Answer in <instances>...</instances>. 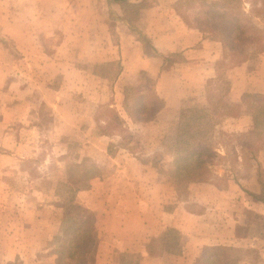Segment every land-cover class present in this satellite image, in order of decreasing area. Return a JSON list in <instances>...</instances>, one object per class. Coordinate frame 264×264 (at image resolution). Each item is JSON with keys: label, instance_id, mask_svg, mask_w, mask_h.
<instances>
[{"label": "crops", "instance_id": "obj_1", "mask_svg": "<svg viewBox=\"0 0 264 264\" xmlns=\"http://www.w3.org/2000/svg\"><path fill=\"white\" fill-rule=\"evenodd\" d=\"M96 1L84 0L85 5L82 3L79 8L81 11L86 10L84 14L92 16L98 13ZM144 1L147 4L140 8L135 22L126 18L120 2L104 0V8L107 10L102 11V3L98 1L102 17L96 24L102 22L103 25V35L99 38L92 34L87 36V25L93 26L88 24L89 19L92 21L90 17L84 20L87 21L85 24L79 23L78 35L71 37L69 30L66 32L64 41L76 40L80 48L73 50L76 60L74 64L64 63L59 69L56 68L61 79L72 75L74 77L69 80L71 86L60 87L66 88L68 92L72 90L86 93L92 88L88 85L89 80L98 79L113 84L114 79L101 77L95 67L93 69L87 66L118 61L121 71L114 91L125 90L127 85H136L142 76L150 78L153 80V90L164 101L155 121L161 122L168 115L166 112H174L171 113L174 118L169 119L172 124L178 121V114L179 119L182 118L184 110L190 111L192 107L198 108L200 103L204 104L201 97H195L199 94L195 89L202 91L204 95L203 88L207 86L204 100L209 108L213 106L208 81L212 85L214 79L225 72L229 90L223 101L228 105L233 104L232 107L236 109L223 114L224 122L233 125L232 132L241 134L247 131L257 117L244 107V96L248 93L256 95L257 105L254 109H262L259 101L264 99V52L257 59L233 62L228 56L229 51L222 36L190 23L184 17L186 15L177 9L187 0H129L138 4ZM204 2L217 4L216 0ZM22 4L25 5V2ZM63 16L58 26L70 27L77 24L70 12L67 15L63 13ZM81 16L82 13L79 15L80 20L83 18ZM24 20L29 25L28 20ZM25 37L30 47L26 51V47L21 49V57H28L25 52H30L37 38L33 33ZM143 37L152 46L149 51L145 49ZM187 80L192 85L186 84ZM120 82L123 83L119 86ZM25 86H16L15 115L19 120L28 122L39 118V110L34 108L33 93L25 102H20L23 99L22 94L28 90V86ZM7 91V95H10V89ZM28 91L33 92V89ZM118 93L120 97L115 100L116 103L110 104L116 105L120 110L122 117L118 116L122 122L135 124L125 110L124 91ZM7 102L9 100L4 103ZM50 105L53 106L55 117L58 116L56 122L59 121L61 113L64 115L65 124L73 128L74 125L75 128L78 126L80 138L82 134H86V130H82L85 128L82 125L80 108L73 98L58 96ZM66 107L68 110L63 111ZM68 132L59 129L53 136L58 141L72 138L74 135ZM113 136L115 135L102 133L94 137L105 144ZM64 143L68 144L67 141ZM215 150L214 152H220ZM95 152L104 156L108 154L107 150ZM256 154V167L264 168V146ZM95 162L99 166L106 163L101 159ZM122 165L120 167L119 162L115 163L111 169L112 174L110 173L112 176L93 177L88 186L80 187L75 193L74 203L94 215L95 249L89 258V264H212L217 259H222L225 264L226 253L233 252L238 255L239 251L241 257H236L234 264H246L250 259L242 255L247 251L256 252V248L262 246L257 244V239L263 237L262 225L256 222V217L254 221L246 218L247 209L257 214L247 206L248 199L250 203L264 201V197L260 196L264 192V178L260 179L258 171H251L250 176L243 178H228L225 184L213 178L192 181L189 187L191 191L184 199L176 179L166 178L158 169L140 158L128 154ZM124 167L127 168V175L123 173ZM117 173L122 176H116ZM1 182L3 183V178ZM247 185L251 186L249 192L243 189ZM26 216L30 223L26 228V235L33 242L24 245L16 239V233L1 230L0 259L4 258V264L17 260L22 264H56L57 253L46 249L48 238L56 237L62 228L61 221H58L60 218L57 219L55 204L29 210ZM44 218L51 225L47 233L43 230ZM35 235L40 240H36ZM42 250L45 254L40 257ZM6 252L10 253L5 254Z\"/></svg>", "mask_w": 264, "mask_h": 264}, {"label": "rangeland", "instance_id": "obj_2", "mask_svg": "<svg viewBox=\"0 0 264 264\" xmlns=\"http://www.w3.org/2000/svg\"><path fill=\"white\" fill-rule=\"evenodd\" d=\"M98 1L102 3L100 10H107L104 8L106 6L104 0H97L98 13L90 16L84 14L86 10L81 11L79 8L82 3L85 5L84 0H0V231L4 232V229L7 233L9 231L16 233V239L22 241L24 245L33 242L32 239L29 241L30 237L26 235L28 234L26 228L30 225L29 217L26 216L27 211L39 209L47 204H55L57 219L60 218L58 221H61L62 234L65 228L74 224V219L85 217L84 213L72 208L77 190L88 186L93 177L112 176V166L114 167L118 162L120 167L123 166L128 154L158 169L166 178L176 179L184 199L191 191L190 182L198 179L213 178L225 184L228 178L250 176L251 171H258L260 179L264 178V168L256 167L258 160L256 151L264 146V99L259 101L262 109H254L257 105L256 95L248 93L244 96V107L256 114L257 120L254 119L252 126L241 134L232 132L233 125L224 122L223 115L236 109L232 107L233 104L228 105L223 101L224 95L229 90L225 72L217 76L212 85L208 81L209 96L213 104L210 108L204 100L207 86L203 88L204 95L202 91L195 89V92L199 93L195 97L199 99L201 97L204 104L200 103L198 113H195L201 123L189 120L193 126L190 132L186 125L188 119L184 118L188 110L183 111L181 119L178 114V121L172 124L169 119L174 118L171 114L174 112H166L168 115L161 122L158 120L147 123L135 122V124L122 122L118 116L122 117L120 110L113 104L120 97L118 92L124 91L123 95H125L126 89L130 86H125V90L114 91L118 75L111 77V80L114 79L113 84L98 79L87 81L92 88L86 93L72 90L68 92L66 88L60 87L71 86L69 80L74 77L72 75L61 79V74L56 68L59 69L64 63L74 64L76 60L73 50L80 48L76 40L64 41L66 32L69 30L71 37L78 35L79 23L85 24L87 21L84 20L90 17L92 21L89 19L88 24L93 26L87 25L86 28L89 29L87 36L92 34L99 38L103 35L102 22L96 24L102 17ZM24 2L25 5L22 4ZM194 3L195 5H192ZM216 3L210 5L204 0H187L177 9L186 15L190 23L209 29L222 37L227 30L225 26L221 27L222 22L235 23L239 26L241 35L231 34L235 40L228 46L230 60L239 61L246 54L248 59L259 58L264 52V0H241L239 7L237 0H216ZM27 8L28 10L25 11ZM69 12L77 24L70 27L58 26V22L64 18L63 13L67 15ZM81 13L82 20L79 19ZM24 19L28 20L29 25ZM110 26L114 29L113 25ZM30 33L37 37L36 41L30 52H25L28 57H21V49L26 47L23 48L26 51L30 47L25 37ZM231 46L238 49V52L231 49ZM87 67L93 69L95 67L97 70V66L94 65ZM19 84L27 85L28 90L33 89V92L26 90L20 102H25L33 93L34 108L39 110L38 119L25 122L15 115L17 101L15 92ZM186 84L192 85L189 80ZM136 85H141L144 93L149 95L143 100L150 108V102L154 99L153 84L142 76ZM9 89L10 95H7ZM63 95L68 99L73 98L75 103H78L83 117L82 125L85 128L82 130H86V134H82L81 138L78 126L75 128L74 125L73 128L65 124L63 114L60 113L59 121L55 120H58V116L55 117L53 106L50 104L54 103L58 96ZM133 96L135 98L136 93ZM8 100L9 103L5 104L4 102ZM67 110V107L63 109V111ZM142 115L146 116L145 113ZM59 129L69 131L74 136L58 141L53 135ZM102 133L115 136L102 144L94 137ZM65 141L68 144H65ZM213 148L220 152L216 150L214 152ZM98 150H107L108 154L100 155L95 152ZM97 159L105 160V165L96 164ZM126 170L127 168L123 173L127 175ZM88 176L89 179L86 178ZM116 176L122 175L117 173ZM249 187L251 186L247 185L243 189L247 192ZM260 196L264 197V192H261ZM247 206L257 212L256 214L247 209V220L254 221L256 217V222L264 229V201L250 203L248 199ZM43 222L44 233H47L51 225L46 218ZM35 236H37L36 240H40L38 235ZM47 241V250H63L62 237L59 241L55 237L48 238ZM258 243L262 246L256 248V252L247 251L242 255L250 259L246 264H264V233L262 238L257 239ZM94 249L90 256L93 255ZM44 254L45 251H40V257ZM240 254V251L238 255L233 252L226 253L225 264L229 262L234 264L233 260ZM216 261V264H223L222 259H217L212 264ZM3 262L4 258H1L0 264H4ZM79 263L77 257L75 259L70 257V253H66L60 262V264ZM10 264H22V262L17 260ZM30 264H38V262H30Z\"/></svg>", "mask_w": 264, "mask_h": 264}, {"label": "trees", "instance_id": "obj_3", "mask_svg": "<svg viewBox=\"0 0 264 264\" xmlns=\"http://www.w3.org/2000/svg\"><path fill=\"white\" fill-rule=\"evenodd\" d=\"M112 1L120 2L122 4L126 13V18L131 22H135L137 20V17L139 16L140 8L144 7V5L147 4V1L146 2L144 1L139 4L131 3L129 2V0H112ZM237 1L239 7L241 0H237ZM222 26H225L227 28V30L224 31V35L222 39L224 41V44L228 48V46L232 45L233 41L235 40L231 36V34H234V36H236L237 34L241 35L240 34L241 31L239 26L231 21L222 22L221 27ZM144 41L146 46L145 49L146 51H149L152 48V46L150 42L147 40V38H144ZM233 46L236 47V45ZM233 46H231V49L238 52V49H235ZM243 51L245 50L243 49ZM247 57L248 55L246 54V56L244 55L242 56V58L240 59L238 58V59L239 61H243L248 59ZM120 71H121V65L120 62L118 61L106 62L97 66V74L104 78L115 77L120 74ZM145 78L148 79V81H150L153 84V80H151L146 76ZM135 93L137 96H135L134 98L133 95ZM152 94L154 99L151 100L150 102L151 107L149 108L148 105H146L143 100L144 98H147V96L149 95L148 94L146 95L144 93V90L142 89L141 85H132L126 89L124 107L128 115L131 117V119L134 122L147 123V122L155 121L158 112L161 110L162 106L164 105V101L160 97H158V95L154 90L152 91ZM189 110L190 111H188V113L186 112V114L184 115V118L188 119L186 124L188 132H190V130H192L193 128L192 124L189 123V120L190 121L194 120L195 123H201V121L198 119L197 115L195 114L198 113L197 111L198 108L192 107V109ZM140 113L141 115H139ZM143 113H145L146 116H143L142 115ZM191 116H193V118ZM199 116L202 117L201 114H199ZM86 178L89 179V176ZM72 208L76 209V211L79 210V212L84 213L85 217L74 219V224L70 225L68 228H65L62 234L60 233L56 235L55 238L58 239V241L61 239V237L63 238V247H62L63 250H57V249L54 250L58 255L56 264H60L61 260H63V257L66 253H70V257L72 259H75L77 257L78 261H80L79 264H89L90 254L95 244L94 215L88 212V210L86 211L85 209H83L82 207L78 206L75 203H73Z\"/></svg>", "mask_w": 264, "mask_h": 264}]
</instances>
